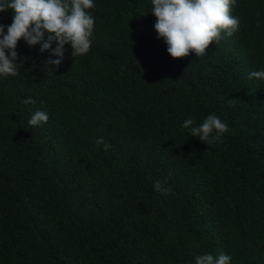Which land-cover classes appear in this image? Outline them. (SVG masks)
Returning <instances> with one entry per match:
<instances>
[{
    "label": "trees",
    "instance_id": "1",
    "mask_svg": "<svg viewBox=\"0 0 264 264\" xmlns=\"http://www.w3.org/2000/svg\"><path fill=\"white\" fill-rule=\"evenodd\" d=\"M94 4L87 54L57 68L21 39L0 77V264H264V0H236L199 59L168 55L151 0ZM210 114L229 130L209 145L182 125Z\"/></svg>",
    "mask_w": 264,
    "mask_h": 264
},
{
    "label": "clouds",
    "instance_id": "2",
    "mask_svg": "<svg viewBox=\"0 0 264 264\" xmlns=\"http://www.w3.org/2000/svg\"><path fill=\"white\" fill-rule=\"evenodd\" d=\"M151 4L157 39L163 40L173 59L187 57L190 53L199 59L206 55L210 44L219 43L222 33L231 37L239 27V19L230 14L236 0H151ZM94 7V0H0V12L11 10L13 13L6 33L5 26L0 24V77L19 74L16 46L21 39L28 46L39 44L41 53L50 50V57L55 59L47 63L57 68L64 58L66 45L70 46L71 57L87 54L95 25L88 10ZM248 78L264 81V69L249 72ZM228 102L232 104L234 100ZM22 103L34 104L35 100L28 98ZM48 119L46 112L37 110L27 123L38 127ZM182 127L189 129L192 137L209 145L220 141L229 130L227 123L213 114L199 125L191 118L186 119ZM95 143L98 147L102 145L104 151L111 147L103 137L96 138ZM166 183V180H155L153 188L166 195L171 191ZM230 260L224 253L218 256L203 253L194 257L195 264H229Z\"/></svg>",
    "mask_w": 264,
    "mask_h": 264
}]
</instances>
